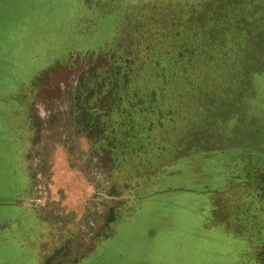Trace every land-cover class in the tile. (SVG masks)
Returning <instances> with one entry per match:
<instances>
[{
    "label": "rangeland",
    "instance_id": "rangeland-1",
    "mask_svg": "<svg viewBox=\"0 0 264 264\" xmlns=\"http://www.w3.org/2000/svg\"><path fill=\"white\" fill-rule=\"evenodd\" d=\"M14 1L12 13L0 8V264H264V211L263 226H249V190L228 168L238 151L188 158L192 171L130 204L113 160L116 134L84 102L100 93L112 50L138 69L145 51L173 57L172 40L150 43L155 20H167L182 37L213 34L217 92L228 70L244 80L215 125L227 144L264 147V0ZM123 56L112 66L127 65ZM257 185L264 206V175Z\"/></svg>",
    "mask_w": 264,
    "mask_h": 264
},
{
    "label": "trees",
    "instance_id": "trees-1",
    "mask_svg": "<svg viewBox=\"0 0 264 264\" xmlns=\"http://www.w3.org/2000/svg\"><path fill=\"white\" fill-rule=\"evenodd\" d=\"M155 22L162 28L153 30L152 27L154 35L151 36L150 43L155 46L158 44L160 48L159 46L167 47L166 41L172 40L176 44L171 49L168 46V49L173 57L165 56L161 60L160 55L153 58L145 51L143 63L138 69L127 64L130 60L123 56L125 54L121 49L112 50L106 58L107 66L103 74L106 80L102 81L104 85L98 87L99 83L95 84V90L100 89V93H94L84 100L86 103L95 102L101 110V125H106L109 130L113 129L116 134L115 140L110 143L116 147L113 160L117 172L126 178L132 192L130 204L168 189L170 183L166 182L167 178L183 173L184 170L192 171L194 164L188 158L201 157L209 160L214 155H227L234 150L238 154L236 153L234 161L231 160L233 164L228 168L239 180L238 183L246 185L249 190V226H263L261 217L264 206L259 201L263 195L257 184L264 175V147L251 145L242 150L239 145H229L224 134L219 133L221 130L215 125L219 111L233 105L234 81L240 82L242 79H234V75L228 70L226 79L223 82L220 80L224 86L221 92H225L221 95L208 74L216 67V61L208 50V47H212L213 34L210 32L200 36V31L194 36L188 33L187 37H182L175 32L173 25L168 26L167 20ZM196 38L204 43L195 48L191 42ZM146 40L147 38L141 44L145 45ZM130 45L135 47L133 42ZM117 53L120 58L123 56L124 64H127L121 66L123 68L112 66L116 64ZM251 55L256 58L258 54L256 52ZM192 59L198 61V66L194 70H181V66L190 65ZM179 75L180 80L176 83ZM138 81L140 84H137ZM244 88L245 86L242 89ZM93 116L91 121L98 119V116ZM82 120L86 128V116ZM218 122H221L219 118ZM91 123L93 126L97 125L95 122ZM198 125H201V130L194 131ZM215 135H219L215 142H208ZM193 138L196 141L191 142ZM189 160L190 163L185 165ZM176 162H183V165L179 169L173 168ZM168 165L172 168H168ZM206 167L202 165V174ZM231 188L233 192L238 190L236 185H231Z\"/></svg>",
    "mask_w": 264,
    "mask_h": 264
},
{
    "label": "crops",
    "instance_id": "crops-1",
    "mask_svg": "<svg viewBox=\"0 0 264 264\" xmlns=\"http://www.w3.org/2000/svg\"><path fill=\"white\" fill-rule=\"evenodd\" d=\"M3 4L2 5H0V8L2 9V7H4V11L3 10H1V16L2 15H7V12H9V13H12V11H9V10H6V8L7 7H12V8H15L16 6H17V4H16V2L14 1V0H0ZM7 12H6V11ZM19 99H20V102H23V99H21L20 97H19ZM22 112H23V110H22ZM30 114V113H29ZM26 115V116H25ZM33 114H31L30 116H27V113L25 112V114H24V112L21 114V116H23V118H24V120H25V125H27V124H30V126H31V128H32V123H33V116H32ZM31 131V130H30ZM29 131V132H30ZM33 131V130H32ZM31 133V132H30Z\"/></svg>",
    "mask_w": 264,
    "mask_h": 264
}]
</instances>
